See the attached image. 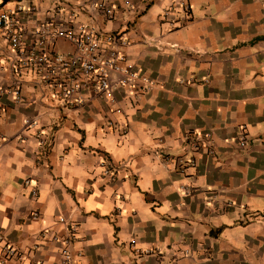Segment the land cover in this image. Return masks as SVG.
<instances>
[{
	"label": "crops",
	"instance_id": "1",
	"mask_svg": "<svg viewBox=\"0 0 264 264\" xmlns=\"http://www.w3.org/2000/svg\"><path fill=\"white\" fill-rule=\"evenodd\" d=\"M33 2L35 18L52 17V0ZM108 2L113 18L95 22L123 35L147 84L64 113L27 82L17 101L0 93L1 244L38 245L35 257L59 264L58 245L39 232L73 225L76 264H264V0H189L190 18L173 13L172 29L161 20L169 0ZM6 50L0 38V87L11 83ZM26 118L54 135L45 160ZM200 132L213 154L192 150L186 136ZM132 238L164 254L135 258Z\"/></svg>",
	"mask_w": 264,
	"mask_h": 264
},
{
	"label": "built area",
	"instance_id": "2",
	"mask_svg": "<svg viewBox=\"0 0 264 264\" xmlns=\"http://www.w3.org/2000/svg\"><path fill=\"white\" fill-rule=\"evenodd\" d=\"M48 10L52 12V17L35 18L33 15L37 6L33 0H19L0 10V38L9 48L5 53L9 58L11 81L9 86L0 87V93L5 92L17 101L21 85L27 82L37 91L35 99L38 102L49 98L64 113L79 107L91 96L105 98L113 104L117 86L135 85L138 81L147 84L135 64L126 58L122 49L126 43L123 35L102 31L95 22L97 13L105 19L113 18L114 6L108 0H93L89 3L52 0ZM180 11L184 13L185 21L190 18L189 0H169L161 20L168 22L171 29L177 28L181 24L175 22L171 15ZM79 14L86 15L87 19L77 21ZM24 124L25 129L34 130L38 157L47 159L53 145V133H45L36 118H26ZM186 139L191 143L192 150L206 147L208 153H214L209 134L192 133ZM238 144L242 149L247 146L244 129L238 136ZM101 165L105 174L114 176L115 167L109 161L101 160ZM32 215L37 218L38 212ZM57 221L67 224L63 216L58 217ZM74 234L73 225H67L65 233H53L48 239L43 231L39 232L42 240L58 245L59 264H76L72 251ZM2 240L3 234L0 232L1 264L10 260L21 264H44L41 258L32 254L38 245L25 251L9 242L1 244ZM129 243L133 246L135 258L164 254L159 247H135L134 238Z\"/></svg>",
	"mask_w": 264,
	"mask_h": 264
}]
</instances>
